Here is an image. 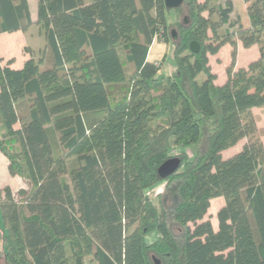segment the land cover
<instances>
[{"label": "trees", "instance_id": "trees-1", "mask_svg": "<svg viewBox=\"0 0 264 264\" xmlns=\"http://www.w3.org/2000/svg\"><path fill=\"white\" fill-rule=\"evenodd\" d=\"M244 1L249 28L232 0H38L52 65L0 55V151L29 184L0 186L7 264H264V140L223 155L264 110V3ZM33 23L28 0H0V33ZM155 39L172 45L169 74L147 59ZM238 40L260 55L236 68ZM226 43L219 84L209 55ZM23 98L30 117L15 128Z\"/></svg>", "mask_w": 264, "mask_h": 264}, {"label": "crops", "instance_id": "crops-1", "mask_svg": "<svg viewBox=\"0 0 264 264\" xmlns=\"http://www.w3.org/2000/svg\"><path fill=\"white\" fill-rule=\"evenodd\" d=\"M92 0H84L85 3H90ZM226 0H219L221 4H224ZM234 9L239 13L241 23L244 28L250 27V19L248 14L249 3L244 0H232ZM31 18L33 19V24L29 26L26 30H16V31H6L0 33V55L4 58V62H9V65L13 68L20 69L24 66L25 62L33 58L35 61H41V67L46 68L52 65L51 60H49V54L47 52V38L45 35V29L41 23L37 22L38 18V0H28ZM264 3V0H263ZM237 4L240 5L241 9L237 8ZM247 15L248 19L244 16ZM226 27V26H225ZM231 50L232 46L230 43L224 44L216 54L209 55V63L211 65L212 71L217 74L216 82L221 84L227 78L226 68L231 62ZM260 55L259 47L254 44L246 47L238 40L237 56H236V68L247 66L251 61L258 58ZM147 59L150 62H163V69L161 72L169 74L174 69V63L172 59V45L163 42L159 39H155L149 49ZM205 73H200L198 75V80L201 82L205 79ZM17 112L19 115V121L15 124V128L20 127L21 121H26L30 117V110L26 99H20L16 103ZM256 110L261 111V119L264 118V112L262 108L253 107L250 109L251 112L256 114ZM256 118L257 116L254 115ZM1 130V128H0ZM251 137L240 140L236 145L231 148L226 149V151H231L233 154L238 152L244 143L250 140ZM235 151V152H233ZM232 155V154H231ZM0 160L4 161L8 169V159L0 151ZM9 172V169H8ZM9 174H11L9 172ZM12 175V174H11ZM16 178L12 180L8 177L5 183H0V186L9 185L13 190L17 191L14 186L17 185L19 175H12ZM219 198L218 209L224 204V197H215L212 200ZM212 205V204H211ZM210 211V209H209ZM214 228L218 227L217 224L212 222ZM156 238V235L149 236L148 240L152 241Z\"/></svg>", "mask_w": 264, "mask_h": 264}, {"label": "rangeland", "instance_id": "rangeland-1", "mask_svg": "<svg viewBox=\"0 0 264 264\" xmlns=\"http://www.w3.org/2000/svg\"><path fill=\"white\" fill-rule=\"evenodd\" d=\"M237 8H239V10L241 9L240 5L237 4ZM244 16L248 19L247 15H245V13H243ZM178 17V12L176 9H171L167 12V19L168 22H174ZM180 18L182 19L183 17L180 16ZM259 108V107H258ZM263 110V109H262ZM256 114L254 112H251V114L254 116L256 115V121H257V125H258V129L257 132L252 135V137L250 139L255 140V141H263L264 140V118L261 119V111L259 112V110H256ZM264 112V110H263ZM246 117H249V115L247 114ZM175 149H179L178 147H175ZM235 152V151H233ZM233 154L231 151H226L224 153V156L227 157L229 155ZM6 164L4 161L1 162L0 160V183H5L6 179L8 180V177L11 178L12 180H14L16 177L12 176L11 174H9L8 169L5 168ZM164 186V182L158 183L157 185H155L153 188H151V192L154 195V201L158 204V196L157 194L159 192L162 191ZM21 187L24 188H28L29 184L27 183V181H25L24 178H18V182L17 185L14 186L15 189H20ZM219 198H216L214 200H212V205L210 207V211L208 214V217L211 219L212 222H214L215 224H217V210H218V205H219ZM1 247V244H0ZM91 261L90 258H87V263L89 264ZM0 264H7L3 255H0Z\"/></svg>", "mask_w": 264, "mask_h": 264}, {"label": "water", "instance_id": "water-1", "mask_svg": "<svg viewBox=\"0 0 264 264\" xmlns=\"http://www.w3.org/2000/svg\"><path fill=\"white\" fill-rule=\"evenodd\" d=\"M165 1L169 8H176L180 6L184 0H165ZM190 46L193 52H199L200 44L197 41H192ZM179 165H180L179 159L171 158L170 160H168L162 165L161 172L164 175L169 174L173 172L174 170H176L179 167ZM157 264L159 263L157 262Z\"/></svg>", "mask_w": 264, "mask_h": 264}]
</instances>
